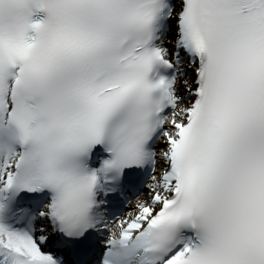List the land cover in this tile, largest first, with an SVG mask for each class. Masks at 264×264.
I'll use <instances>...</instances> for the list:
<instances>
[{"label":"snow or ice","instance_id":"6c2138e0","mask_svg":"<svg viewBox=\"0 0 264 264\" xmlns=\"http://www.w3.org/2000/svg\"><path fill=\"white\" fill-rule=\"evenodd\" d=\"M0 264H264V0H0Z\"/></svg>","mask_w":264,"mask_h":264}]
</instances>
